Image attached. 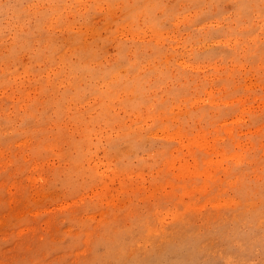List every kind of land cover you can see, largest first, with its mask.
Returning <instances> with one entry per match:
<instances>
[{"label": "rangeland", "instance_id": "1", "mask_svg": "<svg viewBox=\"0 0 264 264\" xmlns=\"http://www.w3.org/2000/svg\"><path fill=\"white\" fill-rule=\"evenodd\" d=\"M0 264H264V0H0Z\"/></svg>", "mask_w": 264, "mask_h": 264}]
</instances>
